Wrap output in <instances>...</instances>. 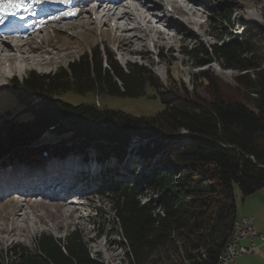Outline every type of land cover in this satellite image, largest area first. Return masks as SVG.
<instances>
[{
  "label": "trees",
  "instance_id": "trees-1",
  "mask_svg": "<svg viewBox=\"0 0 264 264\" xmlns=\"http://www.w3.org/2000/svg\"><path fill=\"white\" fill-rule=\"evenodd\" d=\"M219 9L212 25L216 41L185 54L199 67L214 57L238 71L235 87L202 72L207 95L201 97L172 81L163 85L144 64L123 68L100 46L54 73L31 71L7 86L19 109L15 118L1 113L0 154L20 147L22 155L95 150L100 159L122 158L137 137L144 141V162L158 156L130 182L100 185L126 255L113 264H218L238 218L236 187L244 196L264 187V25L229 33L221 24L232 23V10ZM148 88L163 105L153 116L63 98H138ZM84 237L76 228L64 239L41 233L32 246L0 245V264H108L91 253Z\"/></svg>",
  "mask_w": 264,
  "mask_h": 264
},
{
  "label": "rangeland",
  "instance_id": "rangeland-1",
  "mask_svg": "<svg viewBox=\"0 0 264 264\" xmlns=\"http://www.w3.org/2000/svg\"><path fill=\"white\" fill-rule=\"evenodd\" d=\"M157 1L153 0L152 4ZM160 3L163 5L162 9L152 7L154 9L152 18L150 17L152 22L141 20L143 27L141 33L132 31L133 24L125 21L122 24L127 32L126 36L122 37L120 31L112 27H102L100 24L85 25L86 15L83 13L82 17L66 20L65 26L56 22L53 26L46 27L43 33H37L29 45L34 50L30 55L35 63L21 64L23 71L20 74L15 73L19 75L13 74L11 76L15 75L14 77L9 76L10 78L0 82V115L2 113L4 116L17 117L19 106L15 99L11 98V94L6 92L7 86L13 80L22 82L31 71L37 74L54 73L59 67H67L69 62L96 46H100L102 52L108 48L125 69L130 63L144 64L152 69L163 85L167 86L172 81L174 85L186 86L201 97L207 95L206 81L199 78L202 72L212 74L224 86L227 84L235 87L234 78L239 74L238 71L226 69L214 57H210L209 64L199 67L197 59L185 53L201 45L209 46L216 41L213 34L218 31L212 25L215 23V12H218L220 7L225 6L232 10V23L221 24L229 33L242 34L244 25H264V0H161ZM177 8H181L186 14H182ZM60 14H55L54 17ZM165 14L169 16L165 21L158 23ZM173 22L178 26L174 27ZM159 30L167 33L166 39L161 41L162 46L153 43L161 38ZM135 34L140 37L138 36L136 39L138 43L133 46L129 36ZM145 34L146 42L140 40ZM31 64L35 65L23 73L24 67ZM41 64H45L44 67ZM63 98L74 104L95 102L102 108L120 110L137 117L153 116L163 108L159 96L155 95L151 88L147 89L144 96L138 98L73 93H68ZM7 110L10 112L7 113ZM141 144H144V141L135 137L122 159L111 156L109 161L103 163L96 161L98 154L95 150H88L85 153L67 152L65 156H59L54 151L42 150V155L25 156L21 154L20 147H17L1 156L0 245L22 243L32 246L35 238L41 233L64 239L69 232L77 228L85 236L94 256L100 257L108 264L123 260L126 255L121 243L122 236L119 235L112 207L103 196L100 185L111 181L130 182L150 166V161L158 158L156 155L155 158L144 162L138 154ZM1 163L8 164L3 168ZM47 167L52 171L47 175L63 173L65 177L63 179H72L76 182L89 176L78 193L68 199L36 198L17 192L19 188H15L13 182L33 181L43 177L47 171L42 168ZM20 184L18 186H25ZM148 198L149 196H145L142 200ZM73 201L77 203H72ZM236 201L238 214L242 215L247 211L250 214L247 216L257 218L254 226L260 222L262 227L258 226V231L264 233V187L248 196H244L236 187ZM252 255L253 253L249 256L243 255L234 264H255Z\"/></svg>",
  "mask_w": 264,
  "mask_h": 264
},
{
  "label": "bare ground",
  "instance_id": "bare-ground-1",
  "mask_svg": "<svg viewBox=\"0 0 264 264\" xmlns=\"http://www.w3.org/2000/svg\"><path fill=\"white\" fill-rule=\"evenodd\" d=\"M62 2L63 4L61 5V7L53 9L51 14L62 12L68 7L67 3L69 2V0H64ZM152 2L153 0H117V1H105V3H99V4L94 3L92 5H90V3H87L85 8L79 11L78 13H76L74 16H64L58 20L44 21L42 24L38 26L36 25L35 28H38L37 31L39 33H43L46 30L47 26L48 27L53 26V24L56 22L58 23L60 22L65 26L67 24L66 20L78 18L80 16L82 17V15L85 14L86 15L84 19L86 22L85 25H88V26L98 25L99 26L100 24L102 25V27H107V28L112 27L114 30L120 31V34L122 37V35H125V33L127 32V29L122 24V22L125 21L131 25L133 24L132 29H131L132 31L136 33L137 32L141 33L143 31V27L141 26L142 25L141 20L143 21L149 20L152 22L151 15H153L152 11H154L152 7H155V9L163 8L162 3H160L161 0H158L157 3L155 4H152ZM32 6L36 7L37 5L33 3ZM177 10H179L182 14H186L181 8H177ZM25 12H28V10L23 9L19 11L16 15V18H19L21 14ZM49 15L46 14V16H43V17L45 18ZM168 16H169L168 14H165L163 18L158 20V23L165 21V18H167ZM40 17L41 16H38L36 19H40ZM173 26L177 27L178 24L173 22ZM70 29H75V28L70 27ZM159 33L161 35V38L159 37L160 39L157 41L155 40L153 43L154 45L159 44L160 46H162L163 44L161 41L166 39L167 33L165 34V31H160V30H159ZM21 34H22V31L0 34V82L4 81L5 79H8L9 76L14 77L15 75H19L23 71V67L21 66V64L35 63V61L32 60V57H31L32 55H30V53L34 51L33 48L32 47L30 48L29 46L31 43L28 41L25 42L24 40H22L20 37ZM138 36L139 35L137 34L129 36V40H131V45L135 46L138 43L136 41ZM146 36H147L146 34L143 37L141 36L140 40L146 42L147 41ZM123 39H125L124 36H123ZM33 65L35 64L26 65L24 67L23 73L29 70ZM41 65L42 67H44L45 64H41ZM15 73H19V74H15ZM13 74L15 75L11 76ZM5 164H8V163H4V164L1 163L3 168ZM12 171L13 172L15 171V167H13ZM30 181L31 180H25V181H20L18 183H16L17 182L16 181V182H13V186L19 189L22 188L21 190L26 191L24 189H27V187L31 188L30 184L32 183V181L31 182ZM27 182L28 184H26ZM19 184L20 185L25 184V186L20 187L18 186ZM62 185L66 187V185H64V181H62ZM43 194L47 195V193L45 192ZM240 230H241V216L238 217L234 221L233 230L231 231L227 245L221 251L218 264H224V257H225L226 250L228 246L233 245L234 236L239 235Z\"/></svg>",
  "mask_w": 264,
  "mask_h": 264
},
{
  "label": "built area",
  "instance_id": "built-area-1",
  "mask_svg": "<svg viewBox=\"0 0 264 264\" xmlns=\"http://www.w3.org/2000/svg\"><path fill=\"white\" fill-rule=\"evenodd\" d=\"M244 241H247L248 245L244 244ZM258 242L264 244V233L256 230L252 217L241 216L240 234L235 235L233 245L228 246L224 257V264H234L239 257L256 253Z\"/></svg>",
  "mask_w": 264,
  "mask_h": 264
},
{
  "label": "snow or ice",
  "instance_id": "snow-or-ice-1",
  "mask_svg": "<svg viewBox=\"0 0 264 264\" xmlns=\"http://www.w3.org/2000/svg\"><path fill=\"white\" fill-rule=\"evenodd\" d=\"M25 7L23 0H0V17L7 15L16 16ZM72 14L74 13H66V15ZM0 23H3V19H0Z\"/></svg>",
  "mask_w": 264,
  "mask_h": 264
},
{
  "label": "crops",
  "instance_id": "crops-1",
  "mask_svg": "<svg viewBox=\"0 0 264 264\" xmlns=\"http://www.w3.org/2000/svg\"><path fill=\"white\" fill-rule=\"evenodd\" d=\"M237 214H238V210H237ZM250 215L249 213H247V211L245 213H243L242 215H239L238 214V217L240 216H247ZM248 217H252L254 219V225H255V222L257 220V218L253 217V216H248ZM258 226L261 228L262 227V224L260 222H258L257 226L255 227L257 230L259 229ZM244 242H247V241H244ZM243 242V243H244ZM247 245H248V242H247ZM257 252L254 253L252 256L254 258V263L256 264H264V244H261L260 242H258V245H257ZM246 256H249V254H247Z\"/></svg>",
  "mask_w": 264,
  "mask_h": 264
},
{
  "label": "water",
  "instance_id": "water-1",
  "mask_svg": "<svg viewBox=\"0 0 264 264\" xmlns=\"http://www.w3.org/2000/svg\"><path fill=\"white\" fill-rule=\"evenodd\" d=\"M11 151L9 150V152H4V153H2V154H0V157L3 155V154H8V153H10Z\"/></svg>",
  "mask_w": 264,
  "mask_h": 264
}]
</instances>
